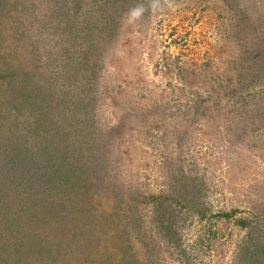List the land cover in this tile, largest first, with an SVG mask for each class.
<instances>
[{
    "label": "rangeland",
    "instance_id": "374dc122",
    "mask_svg": "<svg viewBox=\"0 0 264 264\" xmlns=\"http://www.w3.org/2000/svg\"><path fill=\"white\" fill-rule=\"evenodd\" d=\"M0 264H264V0H0Z\"/></svg>",
    "mask_w": 264,
    "mask_h": 264
},
{
    "label": "clouds",
    "instance_id": "9594fccd",
    "mask_svg": "<svg viewBox=\"0 0 264 264\" xmlns=\"http://www.w3.org/2000/svg\"><path fill=\"white\" fill-rule=\"evenodd\" d=\"M142 11H143V9H135V10H133V12L131 13V17L133 19L138 17Z\"/></svg>",
    "mask_w": 264,
    "mask_h": 264
}]
</instances>
